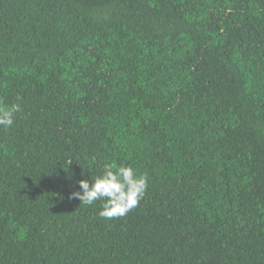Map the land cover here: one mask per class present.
I'll list each match as a JSON object with an SVG mask.
<instances>
[{
	"label": "trees",
	"instance_id": "obj_1",
	"mask_svg": "<svg viewBox=\"0 0 264 264\" xmlns=\"http://www.w3.org/2000/svg\"><path fill=\"white\" fill-rule=\"evenodd\" d=\"M0 103V264H264V0H0Z\"/></svg>",
	"mask_w": 264,
	"mask_h": 264
},
{
	"label": "clouds",
	"instance_id": "obj_2",
	"mask_svg": "<svg viewBox=\"0 0 264 264\" xmlns=\"http://www.w3.org/2000/svg\"><path fill=\"white\" fill-rule=\"evenodd\" d=\"M19 97L17 100L19 101ZM22 111L20 103L3 105L0 103V128L9 129L14 125L17 113ZM149 178L131 165L108 163L101 173L78 181L79 191L70 193V199H78L80 204L91 206L102 202L98 215L105 219L124 217L138 206L148 188Z\"/></svg>",
	"mask_w": 264,
	"mask_h": 264
}]
</instances>
